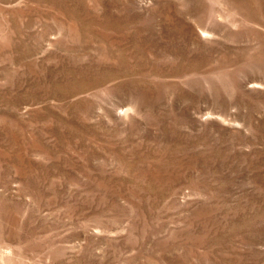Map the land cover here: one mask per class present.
Masks as SVG:
<instances>
[{
	"label": "rangeland",
	"instance_id": "374dc122",
	"mask_svg": "<svg viewBox=\"0 0 264 264\" xmlns=\"http://www.w3.org/2000/svg\"><path fill=\"white\" fill-rule=\"evenodd\" d=\"M0 264H264V0H0Z\"/></svg>",
	"mask_w": 264,
	"mask_h": 264
}]
</instances>
